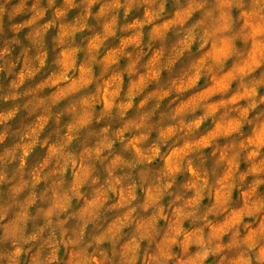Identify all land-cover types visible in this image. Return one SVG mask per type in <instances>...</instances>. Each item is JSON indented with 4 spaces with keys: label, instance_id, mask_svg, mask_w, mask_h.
I'll return each instance as SVG.
<instances>
[{
    "label": "clouds",
    "instance_id": "1",
    "mask_svg": "<svg viewBox=\"0 0 264 264\" xmlns=\"http://www.w3.org/2000/svg\"><path fill=\"white\" fill-rule=\"evenodd\" d=\"M0 264H264V0H0Z\"/></svg>",
    "mask_w": 264,
    "mask_h": 264
}]
</instances>
